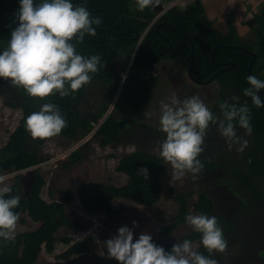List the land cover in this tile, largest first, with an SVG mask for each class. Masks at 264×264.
<instances>
[{"label":"trees","instance_id":"1","mask_svg":"<svg viewBox=\"0 0 264 264\" xmlns=\"http://www.w3.org/2000/svg\"><path fill=\"white\" fill-rule=\"evenodd\" d=\"M174 1L176 0H161L160 4ZM41 2L42 0H35L37 4ZM72 3L86 7L93 17L101 18V24L93 25L96 35H85L84 42L76 45V48L85 57L99 55L105 66L100 67L93 75L90 84L76 93L65 97L57 94L46 101L29 97L22 88L0 79V95L5 103L23 111L19 124L11 132L7 142L0 147V175L20 172L48 160L42 150L52 138L33 139L25 127L27 116L38 111L46 102L57 105L67 121V127L57 137L78 140L93 133L91 139L106 148L132 143V136L135 135L133 132L138 130L145 134V131L153 132L139 120L138 115L152 104L160 82L155 66L151 72L135 81L122 83L119 78L121 72L113 62L115 48L125 45L133 53L139 44L129 75L143 73L154 57L156 64L165 60L181 61L187 72L193 59L192 73L200 81L208 80L216 72L229 67L215 76L213 82L219 86V93L211 111L220 116V104L225 101L237 103L238 106L246 104L250 109L251 135H245V130L238 124L236 128L237 134L248 141V146L242 153L236 151L238 146L229 150L217 127L210 126L205 138V150L199 157L204 169L195 179L200 189L193 203L194 209L206 215L214 213L215 201L204 188L208 184L205 183L204 187L202 185L205 178L217 170L235 175L238 185L246 192L247 199L241 197L243 208L258 202L264 203V107L254 106L251 97L244 95V90L250 87L247 77L253 53H256V59L251 75L264 80V4L251 22L253 39L247 40L240 34L233 20L228 21L226 31L215 27L203 0H194L185 8L175 4L159 17L158 6L139 11L136 0H72ZM18 10L19 0H0V52L6 49L11 31L19 23L16 19ZM229 61L235 62L236 67L230 68ZM94 82L102 85L101 97L100 102L91 109L87 101ZM260 92L264 97V89ZM232 97L237 100L233 101ZM111 106L110 113L100 121ZM82 158L81 150L75 149L68 165L76 164ZM142 169H147V177ZM117 171L127 176V181L122 185L85 181L78 186V198L86 212L116 217L121 214V210L113 205L116 199H130L145 205H154L161 200L162 175L166 173V168L159 154L145 149L131 151L120 158ZM21 178V174H18L11 185V195L21 197L20 205L15 211L20 215V222L30 219L39 225L33 230L16 234L12 242L0 240V264H36L44 250L48 253L55 252L57 234L61 228L78 231L87 227L83 221L68 214L67 204L75 198L72 191L66 193L64 201H48L42 197L46 179L41 173L36 171L29 177L27 191L22 190ZM218 179L216 183H221L224 178ZM192 197V192L175 194L178 211L167 225L161 227V236H168L186 223V215L191 214L189 199ZM237 197L239 198L238 195ZM228 226L232 229V222H228ZM184 239L197 242V251L213 258L214 253L209 254L200 244L201 234L191 231L183 236ZM61 240L68 245L64 252L58 254L61 259L68 260L88 253L98 262L119 264L112 258L104 260L93 250L92 236L75 241L72 236L67 235ZM173 244L171 240L165 239L163 248L170 252Z\"/></svg>","mask_w":264,"mask_h":264},{"label":"clouds","instance_id":"2","mask_svg":"<svg viewBox=\"0 0 264 264\" xmlns=\"http://www.w3.org/2000/svg\"><path fill=\"white\" fill-rule=\"evenodd\" d=\"M161 0H136L137 9L158 6ZM18 25L11 31L6 49L0 52V79L22 88L29 97L46 101L49 97L72 95L91 83L101 63L99 55L85 57L77 52L76 45L84 42L85 35H96L93 25L102 23L93 17L86 7L74 5L72 0H19L16 13ZM250 87L244 95L251 97L256 107H264L258 92L264 89V80L247 77ZM233 101L236 97L231 98ZM221 115L217 116L199 98L192 96L181 101L173 94L160 102V130L165 139L158 143L160 157L172 168V180H182L187 174L193 179L203 171L199 157L205 150V138L210 126L217 127L225 138L229 150L236 147L242 153L248 141L237 134V124L251 135L250 109L245 105L225 101L220 104ZM144 117L155 115L145 111ZM26 131L33 139L49 140L61 134L67 121L53 103H43L25 121ZM147 177V169H142ZM8 177L0 175V240L12 242L17 234L20 215L15 211L21 197L11 195ZM186 224L192 231L201 234L200 244L209 254L224 253L228 242L217 217L188 214ZM136 222L133 221V228ZM109 258L119 264H218L210 256L197 251L191 240L173 244L171 251L157 246L147 232L134 242L133 231L127 226L118 229V234L105 242Z\"/></svg>","mask_w":264,"mask_h":264},{"label":"rangeland","instance_id":"3","mask_svg":"<svg viewBox=\"0 0 264 264\" xmlns=\"http://www.w3.org/2000/svg\"><path fill=\"white\" fill-rule=\"evenodd\" d=\"M193 1L176 0L174 4L185 8ZM203 1L208 16L214 20L215 27L226 31L228 21L233 20L245 39H253L251 22L254 15L260 11L264 0ZM115 49L114 65L121 72V75H124L131 61L132 50L125 45ZM155 69L160 77V82L156 88L153 102L138 115L139 120L153 132L145 131L147 134L140 130L133 132L135 135L132 136V143H125L117 147H101L91 139L90 134L78 140L55 137L43 147L42 151L48 160L32 169V172L37 171L46 179V185L42 189V197L48 201L52 199L64 201L66 193L72 191L75 198L73 202L67 204L68 214L72 218L83 221L87 227L78 231L61 228L57 234L58 242L55 252L48 253L44 250L36 264H106L104 261L98 262L92 254L88 253L68 260L59 258L58 254L64 252L68 247L61 240L67 235L72 236L75 241L87 236L94 237L91 247L104 260H107L110 258L105 242L115 237L118 234V229L122 226H127L133 231L134 242L140 234L147 232L152 236L153 242L161 247H163L165 239L171 240L174 244L182 242L183 236L192 231L184 223L168 236L160 235L161 227L167 225L178 211L176 193L192 192L193 197L189 199L190 212L194 215L202 214L197 212L193 205L197 199L200 186L191 174H187L179 181L172 180V168L164 160L166 173L162 175V198L154 205L139 204L130 199H116L113 205L121 210V214L111 217L105 213L86 212L78 198V186L85 181L113 183L115 185L124 184L127 181V176L117 171L118 162L123 155L138 149L150 150L159 154L158 143L165 139V134L160 130L159 125L160 102L162 100L167 101L173 94L181 101L192 96H199L211 110L218 98L219 86L215 82L209 84L195 83L189 78L187 69L183 67L181 61H161L155 65ZM101 87L99 82L92 84L87 101L89 108H94L100 102ZM111 108L112 106L109 110ZM145 111L155 115L150 118L144 117ZM22 115V109L8 106L0 95V147L7 142L11 132L19 124ZM75 149L81 150L83 158L76 164L68 165L70 155ZM18 174L25 176L27 171L4 174L8 177L7 183L12 185ZM222 177L224 179L221 183H216L217 179H222ZM205 183L208 184L207 187H204ZM202 186L208 190L216 204L214 213L207 216L217 217L218 225L222 228L228 242L227 251L214 253L213 258L218 261V264H264V203L258 202L243 208L241 197L246 198V192L238 185L235 175L228 171H214L208 178H205ZM27 189V184L23 182L22 190L27 191ZM133 221L137 225L135 228H133ZM228 222H232V229L229 228ZM38 225L30 219H27L26 222L19 221L17 234L33 230ZM193 243L198 246L197 242Z\"/></svg>","mask_w":264,"mask_h":264},{"label":"water","instance_id":"4","mask_svg":"<svg viewBox=\"0 0 264 264\" xmlns=\"http://www.w3.org/2000/svg\"><path fill=\"white\" fill-rule=\"evenodd\" d=\"M174 3H175V1L172 2L171 4L167 5V6L164 5V4H159V5H158V9L160 10V13H159V15H158L157 17L161 16V15H162L165 11H167L170 7H172L173 5H175ZM157 17H156V18H157ZM150 26H151V25H150ZM150 26L146 29L145 33L149 30ZM145 33H144V34H145ZM144 34L141 36L140 41H141V39L143 38ZM140 41H139V43H140ZM138 46H139V44H138V45L135 47V49H134V52H133L132 57H131V61H130L129 66H128L127 71H126V74H124V75H120V77H119L120 80H122V83L125 82V81H135L137 78H140V77H142V76L148 74L149 72H151V71L153 70L154 66L156 65V57H154V58L152 59V62H151V64H150V66L148 67V69H146L143 73L138 74V75H135V76H133V75H129V74H128L129 69H130V66H131L132 61H133V58H134L135 53H136V51H137V49H138ZM235 47H239V46H235ZM215 51H216V47L214 48V51H213V55H212V58H213V59H214V56H215ZM255 59H256V53H253V60H252L250 66H249V69H248V76L251 75V68H252V65H253ZM192 63H193V59H192L190 65H189V68H188V76H189V78H190L192 81H194L195 83H198V84H209V83L213 82L214 79H215V76H216L220 71H222V70H226L227 68H229V67H227V68H223L222 70L216 72V73H215L213 76H211L208 80L200 81V80L196 79V78L194 77L193 73H192V68H191V67H192ZM107 64H108V62H107ZM228 64L230 65V68H234V67H236V63L233 62V61H229ZM121 86H122V84H121ZM121 86H120V88H119V90H118V93H117V95H116V97H115V100H116V98H117L118 95H119V92H120ZM258 95L260 96L261 100L264 101V97L262 96V94H261L260 91L258 92ZM110 110H111V109H110ZM110 110H108L107 113L104 115L102 121H103V120L107 117V115L110 113ZM93 124H94V125H97L95 122H93ZM97 126H98V125H97ZM92 134H93V133H90V136H92ZM34 167H35V166L30 167V168L25 169V170H22V171H27V175H32V174H33V172H32L33 170H32V169H33ZM22 171H20V172H22ZM27 175L22 176L21 179L24 180V178H25Z\"/></svg>","mask_w":264,"mask_h":264},{"label":"flooded vegetation","instance_id":"5","mask_svg":"<svg viewBox=\"0 0 264 264\" xmlns=\"http://www.w3.org/2000/svg\"><path fill=\"white\" fill-rule=\"evenodd\" d=\"M31 175H27L25 178H24V180H22L23 182H25L26 184L28 183V181H29V177H30Z\"/></svg>","mask_w":264,"mask_h":264}]
</instances>
